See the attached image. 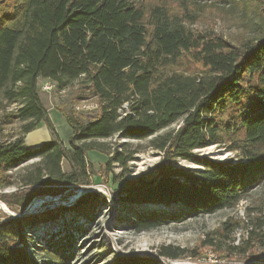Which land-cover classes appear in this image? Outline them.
Listing matches in <instances>:
<instances>
[{"label": "trees", "instance_id": "trees-1", "mask_svg": "<svg viewBox=\"0 0 264 264\" xmlns=\"http://www.w3.org/2000/svg\"><path fill=\"white\" fill-rule=\"evenodd\" d=\"M173 7L168 0H0V189L17 188L1 195L11 208L22 211L39 192L90 185L88 152L105 153V140L115 136L129 139L123 149L130 140L152 137L164 156L157 175L140 176L120 191L119 204L137 231L235 208L264 183V27L254 39L232 45L194 31ZM40 79L62 89L78 82L79 99H97L95 112H64L69 146L41 100ZM41 122L52 138L29 148L26 136ZM15 124L17 132L5 133ZM211 145L235 158L195 157L202 168L192 171L166 167L171 157ZM136 151L114 149L110 161L125 167ZM106 202L90 191L72 206L9 219L15 227L0 222V264H68L76 247L75 234L65 233L72 221L49 234L45 245L60 254L54 262L34 257L28 228L56 225L68 212L88 216ZM240 224L230 218L213 234L227 242ZM248 233L245 246L233 248L244 254L258 247L264 264V208ZM206 242L214 243L210 234ZM160 248L162 259L185 254L172 245ZM109 264L165 263L121 252Z\"/></svg>", "mask_w": 264, "mask_h": 264}, {"label": "rangeland", "instance_id": "rangeland-1", "mask_svg": "<svg viewBox=\"0 0 264 264\" xmlns=\"http://www.w3.org/2000/svg\"><path fill=\"white\" fill-rule=\"evenodd\" d=\"M173 5L175 11L187 18V25L197 32H210L219 35L232 45H240L243 41L254 39L259 35L264 27V0H168ZM184 7V8H182ZM41 100L47 108L58 137L66 146L72 133L71 127L66 121L64 112L86 114L99 109L97 99L91 98L81 100L77 96L81 94L82 87L78 82L72 83L69 87L62 89L49 79H40L38 82ZM0 92V101L2 98ZM11 105L7 110L14 109ZM4 110H0L2 114ZM175 126L164 129L161 133L171 131ZM18 124L7 128V132H17ZM27 137V136H26ZM52 138V132L47 127L46 122H41L27 137L25 144L29 148L40 147L45 141ZM152 137L143 140H130V145L123 149L121 144L129 141L127 138L117 136L106 141V152L97 150L88 152L91 162L90 185L71 187L62 193H34L35 196H44L50 200L58 197L57 203L74 205L78 202H71L70 198L75 195L76 190L88 188V190L105 192L108 194L107 202L98 204L95 211L90 215H74L67 213V218H60L56 225L54 223L44 225L35 229H29L30 249L34 257L38 260L55 261L60 255L47 245L50 233H60L59 228L69 221V228L66 234L73 233L76 238L74 256L68 264H109L114 258V254L137 253L144 256H159L161 246L172 245L184 248L185 254L177 259L187 264V261L195 264H257L262 255L259 248L253 247L247 253L234 249L235 246H245L249 236V231L254 228L257 217L262 216L264 208V183L254 188L250 196L242 200L235 208L223 209L214 214L203 216H192L183 222H170L160 228L137 231L129 225L128 211L119 204L121 189L127 186L140 176L147 179L157 175V165L164 161L163 152L151 145ZM114 149L125 155L133 150V158L123 167L115 160ZM195 157H207L213 160H227L235 158L234 153L224 147L211 145L206 148L196 149L191 156H176L166 160V167L170 169H201V164L194 161ZM32 160L27 164L35 162ZM110 161V163H109ZM109 163V164H108ZM65 171H69L68 160L63 162ZM22 169V168H20ZM17 171V170H16ZM19 171V170H18ZM15 172V171H13ZM16 187L0 189V201L9 210L19 213V208H11L4 200L2 194L11 193ZM103 194V193H102ZM104 195V194H103ZM50 196H52L50 198ZM45 203V204H44ZM42 205L50 208L60 207L53 203L44 202ZM55 206V207H53ZM64 206V205H62ZM37 209V208H36ZM44 209V208H40ZM170 209V208H167ZM44 211V210H43ZM41 212V211H39ZM7 210L0 209V222L8 220V226H16L11 223ZM238 221L240 226L230 234L231 238L227 242L218 239L215 231L222 228L224 221L228 219ZM64 234V232H63ZM208 234L211 235L214 243H207ZM47 244V245H45ZM249 248V244H248ZM164 259V258H163ZM165 264H169L164 259ZM176 260V261H177ZM180 263V264H182ZM190 263V264H191Z\"/></svg>", "mask_w": 264, "mask_h": 264}, {"label": "water", "instance_id": "water-1", "mask_svg": "<svg viewBox=\"0 0 264 264\" xmlns=\"http://www.w3.org/2000/svg\"><path fill=\"white\" fill-rule=\"evenodd\" d=\"M71 188V187H70ZM70 188H68V189H70ZM67 190V189H66ZM65 191V190H64ZM87 192H90V190H88V188H85V189H79V190H76V192H75V195L74 196H72L71 198H70V201L73 203V202H76V200H79V198H80V196H82L83 194H85V193H87ZM62 193V192H61ZM107 198L109 197L108 196V194L107 193H105V192H102ZM39 197H41V196H34L33 198H31V201L26 205V207L22 210V211H20L19 213H17V212H15V211H10V213L8 212L7 214L8 215H10V217L11 218H16V217H22V216H26V215H29V214H33V213H37V212H39V211H43V210H46V209H48L49 208V206L47 205V206H43V205H41V206H39V207H37V209H34V210H31V206H32V204H33V202L37 199V198H39ZM47 197H49V196H47ZM52 196H50V198H51ZM59 200V198L58 197H53V198H51L50 200H48L47 199V201H46V203H53V205H57V206H62V205H64V207L65 206H71V204H65V202L64 203H62V204H60V203H57V201ZM53 207H55V206H53ZM40 208H44V209H40ZM156 258H158V259H160V260H162L163 262H165V260L164 259H162V258H159V256H155ZM168 261V263L169 264H178L177 263V261L176 260H167ZM257 264H260V262H257Z\"/></svg>", "mask_w": 264, "mask_h": 264}, {"label": "bare ground", "instance_id": "bare-ground-1", "mask_svg": "<svg viewBox=\"0 0 264 264\" xmlns=\"http://www.w3.org/2000/svg\"><path fill=\"white\" fill-rule=\"evenodd\" d=\"M47 197H44V196H41V197H39V198H37L34 202H33V204H32V206H31V210H34V209H36L37 207H39V206H41L45 201H47ZM0 209H2V210H7L9 213H10V211L11 210H9V208L3 203V202H1L0 201ZM183 261H181V260H177V263L178 264H180V263H182ZM191 262L190 261H187V264H190ZM183 264V263H182ZM191 264H195L194 262L193 263H191Z\"/></svg>", "mask_w": 264, "mask_h": 264}, {"label": "crops", "instance_id": "crops-1", "mask_svg": "<svg viewBox=\"0 0 264 264\" xmlns=\"http://www.w3.org/2000/svg\"><path fill=\"white\" fill-rule=\"evenodd\" d=\"M27 137H28V135H27ZM27 137H26V141H27Z\"/></svg>", "mask_w": 264, "mask_h": 264}]
</instances>
